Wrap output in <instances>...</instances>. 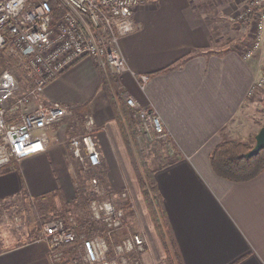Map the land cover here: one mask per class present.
I'll return each mask as SVG.
<instances>
[{"label":"crops","instance_id":"crops-1","mask_svg":"<svg viewBox=\"0 0 264 264\" xmlns=\"http://www.w3.org/2000/svg\"><path fill=\"white\" fill-rule=\"evenodd\" d=\"M244 4L242 0H141L131 16L135 31L119 41L135 75L116 74L114 81L125 100L133 97L139 105L155 108L167 130L166 139L155 140L175 155L167 157L160 150V156L146 157V163L155 171L183 264H264V171L252 180L234 182L219 177L210 165L212 151L223 140L252 144L264 126V99L260 93L249 95L264 69V46L256 57L245 59L250 32L231 22ZM9 59L7 53L0 54V79L4 71H11ZM181 60L180 66L155 75ZM109 72L112 69H104L97 59L85 57L44 87L38 100L64 106L70 113L50 126L48 149L0 169V202L22 207L28 203L35 207L34 214L40 211L36 203L54 197L58 205L64 199L73 205L76 171L82 165L72 157L67 141L86 131L85 115H92L96 121L92 132L102 157L100 171L118 170L129 188L130 200L122 205L124 232L144 234L149 250L143 259L152 263L165 258L166 251L116 118L119 106L112 100ZM141 74L149 76L144 88ZM17 85L16 97L33 84L20 73ZM253 108L259 120L246 112ZM241 134L244 137L235 138ZM108 178L115 176L108 172ZM120 193L118 199L123 198ZM128 209L137 211L142 222H135L136 230ZM27 213H22L19 228L0 217V264H52L47 244L40 241L42 223L28 222Z\"/></svg>","mask_w":264,"mask_h":264},{"label":"built area","instance_id":"built-area-1","mask_svg":"<svg viewBox=\"0 0 264 264\" xmlns=\"http://www.w3.org/2000/svg\"><path fill=\"white\" fill-rule=\"evenodd\" d=\"M60 1L66 10L56 19L50 0H0V54L7 53L20 69L18 74L21 72L33 84L27 93L16 97L18 74L6 70L0 79V169L48 149L50 126L63 122L70 112L64 106L48 105L38 98L44 87L67 68L92 57L114 74L129 71L135 75L122 55L119 41L135 31L131 16L141 0ZM242 1L243 8L232 16L231 22L252 33L253 42L243 52L245 59H252L264 46V0ZM139 78L144 88L149 76L141 74ZM262 89L264 69L250 86L249 94ZM125 101L145 142L167 138L165 123L155 108L143 107L133 97ZM84 119V134L72 136L67 142L72 157L80 160L83 170H97L102 157L92 132L96 121L89 114ZM100 181L96 176L92 178L97 197L91 200L89 208L92 220L103 227L102 232L77 233L72 216L44 221L40 241L47 244L52 264H168L165 258L143 262V255L149 250L144 234L113 242L116 231L126 225V209L105 197ZM127 192L122 194L125 199ZM3 218L15 226L22 222L20 216L11 218L4 214Z\"/></svg>","mask_w":264,"mask_h":264},{"label":"trees","instance_id":"trees-1","mask_svg":"<svg viewBox=\"0 0 264 264\" xmlns=\"http://www.w3.org/2000/svg\"><path fill=\"white\" fill-rule=\"evenodd\" d=\"M50 3L52 6L51 8L54 10L55 18L58 19L64 14L66 7H64V4H62L60 0H50ZM183 62L184 60H181L168 65L167 67L155 72V75L157 73L160 74L169 72L183 64ZM112 98L114 104L119 106V113H117L116 118L119 119L122 131L127 139V143L131 147V156L133 157L136 165L135 168L137 169L139 180L141 181L140 184L143 189L142 193H144V197L151 213V218H153L156 230L164 244L166 250L165 254L168 255L167 260L169 264H183L179 254V249L176 242H174L175 238L173 236L172 229H170L171 226L166 217L167 213L163 205V196L161 192H159L160 190L154 177L155 171L147 167L148 164L146 163V156L144 155L142 149L138 147V137L140 133L137 130V121L133 117L134 114L128 105H126V101L123 97L115 99L114 96H112ZM117 101L119 104H117ZM253 146L254 145L242 141H223L212 151L210 165H212L214 172L219 177H223L234 182L252 180L257 177V175H261L264 171V149H261V151L253 157L246 156V153L249 152ZM97 172L96 175L99 174V172ZM40 202L41 201H39L37 205H41ZM43 209L44 205H41L39 210L42 211ZM81 231L82 230H78L77 233Z\"/></svg>","mask_w":264,"mask_h":264},{"label":"rangeland","instance_id":"rangeland-1","mask_svg":"<svg viewBox=\"0 0 264 264\" xmlns=\"http://www.w3.org/2000/svg\"><path fill=\"white\" fill-rule=\"evenodd\" d=\"M239 28H242V27H239ZM248 33H249V31H248ZM251 36H252V33H250V36H249L250 40L248 42V48L251 46V44L253 42V38ZM11 62H12L11 66H10L11 72H14L16 74L17 71H19L20 69L16 66V64H14L13 61H11ZM20 73L21 72H19V74ZM107 75H109L107 80L110 83V88L112 90L114 98L119 99L120 97H123L124 96L123 95V89H121L120 86H118V84L116 83V81H114V79L116 78V77H114V75H116V74L109 72ZM257 93H260L261 99L263 100L264 99V89L258 91ZM257 93H255L254 95H256ZM116 95L118 96L117 98H116ZM254 95H250V96L254 97ZM117 104H119L118 101H117ZM246 110H247L246 112L254 114L253 118H251V119H254V121H256V119L259 120L258 118H260V117L257 116V115H259V113H257L258 112L257 110H255L254 108L250 109V110H248V109H246ZM241 131H240V133H241ZM82 133L84 134V132H82ZM82 133H80L78 135H81ZM244 133H245V130H244ZM242 134L240 136L235 135L236 136L235 138L244 137V136H242ZM138 140H139L138 141V143H139L138 147L140 149H142V151L144 152V155L148 159L157 158V156H160V153H162L163 150L164 151L162 154L167 155V157L168 156L169 157L175 156L174 153L171 151V149L169 147L165 146L166 144H163L161 142H157L156 140H153V141L151 140V141L145 142V138L143 136L141 138V135H139ZM227 140L240 141L238 139H225L223 141H227ZM140 142L144 144V147H142V144ZM254 144H255V141L252 140L251 145H254ZM160 150H162V151H160ZM100 168H102V167H100ZM100 168H98L96 171L92 170V169H84L83 170V168H81L80 171H76L77 174L75 176L74 185H75V190H76L75 195L77 196V198H76V201L73 203V205H71V204L68 205L67 201L65 199L60 201L61 205H58V203L56 201V197H54L53 200L51 198L52 201L51 200L48 201V199H47V200L40 202L42 206L44 205V209L47 208L46 211H44V212L41 210L38 212L35 211V214H34L33 209H35V207L29 206L28 203L23 205V207L20 205H17V204L13 206L11 204L6 203L5 205H3L2 208H0V217L2 218V215H4V214L9 215V217H11V218H13L15 216H20L22 218V222H23L24 216L22 213L28 212L26 214V218H27L28 222L33 220L30 223L35 224L34 222L37 221L39 223V225L41 226V223L43 225L44 221H47L48 219H54V218H58V217H63V218L69 217L70 218L72 216L74 218L73 221H75L77 224V231L82 230L81 232H85L88 234H92V232H102L104 230L103 227L100 224H97L96 222H94V220H92L91 211H89V209H90L89 206H90L91 200L94 199L95 197H97L96 193H94V189L92 186V182H91L92 178L96 176L101 180L100 182L102 183V186L104 188L103 194H105V197L113 199L118 204L117 206L123 207L122 205L124 203L126 205V203L129 202L128 200H130V199H128L129 197L127 198L128 200L127 199L122 200L123 198L118 199L117 194H116L118 192L123 193L126 190L128 191V189H129L128 185H127L126 181H124V180H126V178L120 174H116V172L118 170L108 169V170H105L103 172V171H100L101 170ZM97 171H99L98 175H96ZM108 172L114 174L115 178L109 180ZM131 203H130V205H131ZM36 205H37V203H36ZM41 205H37L36 210H39ZM129 210L130 209H128V211ZM33 214H34V216H33ZM37 214L39 215V217H37ZM129 214H131V217H129V219H130L129 222H130V224L132 222H134L131 226H132L133 230H136L135 222L137 220L142 225V222L139 218V215H138L137 211H133V209L129 211ZM3 221L5 222V218H3ZM3 221H0V224H2ZM21 224L17 227H15V226H12V227L19 228L21 226ZM127 224H128V222H127ZM125 227H126V225H125ZM125 227L119 231H116V233L114 234V236L112 238L113 242L117 243V242L121 241L124 237L130 236L132 234H136V233L125 234V232H124ZM81 232H79V233H81ZM21 239L25 240L26 236L21 235ZM167 256L168 255H166L165 259H167ZM143 262H144V259H143ZM168 264H169V262H168Z\"/></svg>","mask_w":264,"mask_h":264},{"label":"water","instance_id":"water-1","mask_svg":"<svg viewBox=\"0 0 264 264\" xmlns=\"http://www.w3.org/2000/svg\"><path fill=\"white\" fill-rule=\"evenodd\" d=\"M256 142L252 149L246 153L247 157H253L257 155L261 149H264V126L259 130V132L254 137Z\"/></svg>","mask_w":264,"mask_h":264}]
</instances>
